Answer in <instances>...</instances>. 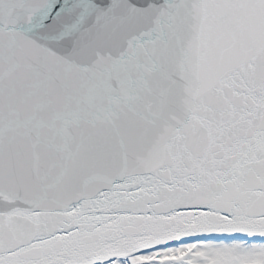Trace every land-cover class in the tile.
<instances>
[{
  "label": "snow or ice",
  "instance_id": "1",
  "mask_svg": "<svg viewBox=\"0 0 264 264\" xmlns=\"http://www.w3.org/2000/svg\"><path fill=\"white\" fill-rule=\"evenodd\" d=\"M0 264H264V0H0Z\"/></svg>",
  "mask_w": 264,
  "mask_h": 264
}]
</instances>
